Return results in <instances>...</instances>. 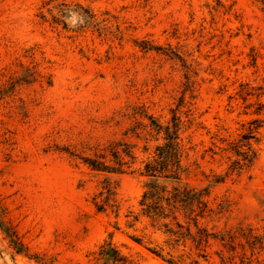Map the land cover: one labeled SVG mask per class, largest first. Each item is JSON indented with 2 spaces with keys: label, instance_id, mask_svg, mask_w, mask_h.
Listing matches in <instances>:
<instances>
[{
  "label": "rangeland",
  "instance_id": "1",
  "mask_svg": "<svg viewBox=\"0 0 264 264\" xmlns=\"http://www.w3.org/2000/svg\"><path fill=\"white\" fill-rule=\"evenodd\" d=\"M58 1L0 0V264H90L110 233L134 264H167L129 237L147 224L127 226L144 178L83 160L106 152L111 164L121 141L137 144L138 167L148 155L131 129L144 110L187 122L189 182L223 211L209 227L264 235V127L249 170L231 174L222 151L264 118V0ZM222 250L212 240L203 264H223Z\"/></svg>",
  "mask_w": 264,
  "mask_h": 264
},
{
  "label": "trees",
  "instance_id": "2",
  "mask_svg": "<svg viewBox=\"0 0 264 264\" xmlns=\"http://www.w3.org/2000/svg\"><path fill=\"white\" fill-rule=\"evenodd\" d=\"M53 2L58 4L59 1ZM133 110L136 115L138 109L134 107ZM143 113L147 122H135L131 129L133 136L144 143L142 153L148 155L138 167L139 158L135 153L137 144L128 145L121 141L106 149L112 157L111 164L105 161L106 152L101 156L83 159L85 164L96 172H129L144 178V191L139 202L140 211L130 213L128 217L131 220L127 222V226L135 230L141 218L146 219L147 224L142 235L133 234L129 237L167 264L208 262V248L212 240L218 241L223 247L219 253L223 264L226 260L237 257H241L242 262L253 264L252 257H255L259 250L264 251V235H257L251 225L239 224L222 231L209 227L210 221L223 211L211 207L210 187L200 189L189 182L192 167H199V163L197 160L192 161L191 153L195 151V146L192 137L186 136L189 130L187 122L177 113L165 122L147 114L145 110ZM263 127L264 118L251 120L246 132L230 142L227 148L222 149L229 155L231 174H242L257 160L261 145L259 131ZM124 155L129 157L130 161H124ZM222 181L223 177L216 176L215 183ZM105 189L111 192L110 188ZM108 199L103 198L102 204H96L99 211H106L109 206ZM0 227L10 235V228L1 217ZM116 229L120 230L118 224ZM112 237L113 233H110L109 238L93 253L94 260L90 264H134L113 243ZM12 242L20 253L24 252L21 242L16 238H12ZM224 250L227 253H224ZM248 251H251L252 257H248ZM256 263L264 264V261L257 260Z\"/></svg>",
  "mask_w": 264,
  "mask_h": 264
}]
</instances>
